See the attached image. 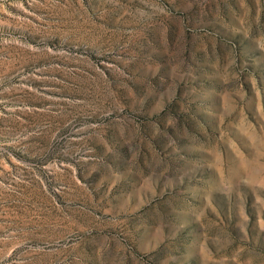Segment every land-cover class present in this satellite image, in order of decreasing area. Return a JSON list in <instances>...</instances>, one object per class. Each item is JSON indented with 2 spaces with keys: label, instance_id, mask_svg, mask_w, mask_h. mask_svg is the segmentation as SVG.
Segmentation results:
<instances>
[{
  "label": "rangeland",
  "instance_id": "rangeland-1",
  "mask_svg": "<svg viewBox=\"0 0 264 264\" xmlns=\"http://www.w3.org/2000/svg\"><path fill=\"white\" fill-rule=\"evenodd\" d=\"M0 264H264V0H0Z\"/></svg>",
  "mask_w": 264,
  "mask_h": 264
}]
</instances>
